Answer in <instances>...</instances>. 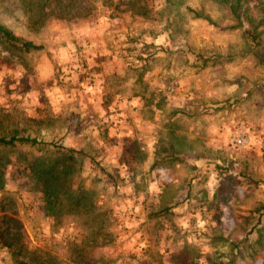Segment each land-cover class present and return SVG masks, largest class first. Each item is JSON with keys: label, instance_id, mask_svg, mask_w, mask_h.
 <instances>
[{"label": "rangeland", "instance_id": "374dc122", "mask_svg": "<svg viewBox=\"0 0 264 264\" xmlns=\"http://www.w3.org/2000/svg\"><path fill=\"white\" fill-rule=\"evenodd\" d=\"M0 25L40 47L0 42V137L43 143L0 146V264H264V0H0Z\"/></svg>", "mask_w": 264, "mask_h": 264}, {"label": "trees", "instance_id": "16d2710c", "mask_svg": "<svg viewBox=\"0 0 264 264\" xmlns=\"http://www.w3.org/2000/svg\"><path fill=\"white\" fill-rule=\"evenodd\" d=\"M0 42L8 46L9 49L14 50V52L24 51L25 53H27L40 48L39 46L34 45L30 41H25L18 38L17 36L13 35L12 32L2 27L1 25H0ZM16 143L29 144L31 146L43 144L41 142H38L36 139H32L30 137H24V136L18 137L16 133H14L9 138L0 137V146L3 147L13 146ZM63 150H65L67 153L73 152L72 149L64 148ZM56 166L58 165L56 164ZM54 168L55 165H49L46 169L42 171V174L39 177V179L41 180V184L44 186L43 188L46 190V193H48L46 195L48 197L53 196L55 199H57V197H55L56 196L55 185L57 184L56 181H57L58 171L56 168L55 169ZM17 242L18 239L16 238L4 239L3 241L4 247L9 250V252L12 254L14 258L20 257L23 254L25 248L24 245L22 244L18 245ZM18 264H42V262L36 260H33L29 263H26L24 261H18Z\"/></svg>", "mask_w": 264, "mask_h": 264}, {"label": "built area", "instance_id": "2783aa9c", "mask_svg": "<svg viewBox=\"0 0 264 264\" xmlns=\"http://www.w3.org/2000/svg\"><path fill=\"white\" fill-rule=\"evenodd\" d=\"M238 142H239L240 144H241V143H243V141H242V140H239Z\"/></svg>", "mask_w": 264, "mask_h": 264}]
</instances>
